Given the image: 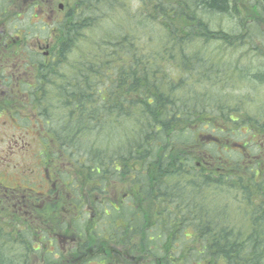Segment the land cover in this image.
<instances>
[{"label":"trees","instance_id":"trees-1","mask_svg":"<svg viewBox=\"0 0 264 264\" xmlns=\"http://www.w3.org/2000/svg\"><path fill=\"white\" fill-rule=\"evenodd\" d=\"M0 1V48L4 50L5 46H9L4 39L8 33L3 26L6 18L12 14L19 16L17 9L24 8L29 0ZM80 4L83 10L79 9L76 14H72L73 10L70 11L73 16L68 17L71 19L64 18L57 24L61 32L59 43L62 45L60 52L57 49L53 56H59L62 61H56L48 67L44 58L30 52L28 60L38 65L37 79L34 84L19 86L22 95L28 96V103L38 109L37 119L45 122L48 127L52 123L51 112L45 107H53L52 97L60 96V106L67 113L65 116L57 115L62 125L60 133L56 131L58 144L53 146L50 143L40 156L45 171H51L48 160L44 161L48 154L54 158L61 152L67 159L65 164L74 166L71 171L75 170L76 175L71 179L78 181V169L81 168L91 177L90 183L94 184L95 191L104 190L109 177L115 180L122 174L125 176L134 173L135 192L140 198H144L141 199L154 204L163 203L165 216H170L173 220L177 215L191 216L193 220H181L187 223L186 226L174 225V229H178L172 231V237L158 234L157 239L163 244L156 248H161L162 251L149 250L148 243L153 239H146L134 247L136 252L142 250L143 254L155 256L160 264H264V164L245 162L247 157L253 155L251 151L264 152V108L235 117L236 111L239 112L245 102L239 100L238 104L232 105L234 96L225 90L206 85L198 93L191 91L190 94H182L181 88L186 85V77L181 76L180 71L188 66L196 78L202 79L211 77L216 66L221 75H234L233 64L226 70L228 63L214 57L220 55L219 52L228 50L227 47H232V52L225 58L250 57V49L244 50L242 47L246 42L253 44L252 35L260 30V27L256 29L258 24L253 18V9H257L256 15L264 21V0H248L244 4L248 10L245 15L251 14V19L245 21L247 32L243 36L244 41L240 34L235 42L226 41L219 47L211 44L215 42L212 37L230 34L221 28L212 31L211 21L204 20V17L227 13V17L236 19V10L244 7L239 6L240 0H171L166 4L163 0H158L151 11L147 9L145 12L127 14L123 31L116 30L113 33L115 39L108 41L104 50L103 45L98 43V53L90 50H86V54L81 53L94 62H80L77 68L72 69L74 74L71 78L57 87V79H64L66 76L61 64L68 60L72 45L91 18L92 7L97 4L100 10H106L114 6L113 0H79L78 5ZM29 9L35 11V8ZM161 13H164L162 19L171 20L166 21L165 27V20L157 16ZM83 14L85 19L80 18ZM137 18H144L146 21L133 25ZM240 22L244 24V20L240 19ZM152 25L157 27L155 36L151 30ZM179 29L182 34L176 37ZM131 37L138 38L133 41ZM24 38L23 34L17 33L10 42L23 44ZM144 38L149 40L145 41ZM196 38L206 39V46L197 48L199 43L195 42ZM138 41L140 44L136 45L134 42ZM18 45L6 50L16 49ZM240 52L247 53L248 57L239 55ZM100 55L102 58L119 59L118 67L121 68L116 71L119 80L110 91L103 89L99 82L100 67L94 58H99ZM135 58H142L145 62L134 63ZM215 59H220L221 64L216 63ZM28 60L25 59L27 64ZM171 62H176L177 66ZM231 69L233 73L230 74ZM110 71L111 76L115 75L112 69ZM255 78L261 79L257 76ZM233 80L235 82L234 78ZM1 87L3 80L0 82ZM5 97L2 98L0 94L1 114L15 109L10 107L14 106L15 101L8 99V95ZM10 113L16 119L18 112ZM121 119L128 120V123L124 131L126 143H122V147L118 149L120 155L111 153L108 156L97 147V141L83 140L84 135L100 133L110 125L112 128L109 130L114 129L115 125L121 124ZM129 124H133L131 130L128 129ZM8 145L10 146L4 153L0 154V173L14 171L23 174L22 180L25 179L24 173H27L30 181L23 184L21 180L18 187L11 188L0 180V264H57L60 262L58 258L64 259L60 239L70 237L76 238V241H84L79 246V257H89L90 260L82 264H96V261L101 263L104 258L92 256L103 240L97 238L102 240L97 243L90 240L89 227L85 233L82 232L76 220H68L57 211L59 204L55 202L50 205V212L45 213L46 209L41 212L39 207L43 198L57 194V189L54 190L51 186L48 195L40 192L31 182L33 170H23L19 158L29 151V143L24 140V135L11 139ZM16 156L19 158H15ZM129 161L140 162L145 169L141 171L127 166ZM107 168L110 170L107 171ZM236 168L237 176L234 177ZM59 172H63V168ZM183 174L186 176L181 180L183 187L174 192L170 183L176 184ZM173 176H179L180 179L176 180ZM161 177H169L173 181L160 186L158 184ZM59 178L61 179L60 176ZM46 179L45 182L48 181ZM75 183L72 182L69 187L71 192L73 190L71 198L67 200L69 202H76V196L80 198L81 192L87 193L86 190H81L82 185L78 186L77 193ZM188 184L195 186L197 190L192 193L180 192ZM234 186L244 193L252 214L249 215L239 206L237 211L241 212L240 215H245L238 219L234 215L233 219L229 218L226 209L232 201L237 202L230 197ZM210 187L213 192L207 196L203 190ZM127 193L130 194L129 191ZM196 193H199L200 208H194V204H191L192 199L197 198ZM141 224L128 221L127 226L132 233ZM186 228H192L194 234L184 235ZM94 234L96 236L97 233ZM179 252L180 255L177 256ZM132 253L134 254V249L131 250ZM69 257L71 252L67 254V258Z\"/></svg>","mask_w":264,"mask_h":264},{"label":"rangeland","instance_id":"rangeland-1","mask_svg":"<svg viewBox=\"0 0 264 264\" xmlns=\"http://www.w3.org/2000/svg\"><path fill=\"white\" fill-rule=\"evenodd\" d=\"M51 1L52 0L40 1L37 4V7L39 8H36L35 11L30 10L29 8H19L17 9L19 16L12 14L11 16L6 18V23L3 24L6 32H8L5 39L9 44L8 47H14L16 46V44L19 45L16 49L11 48V51L6 50V48L8 47H4V50L0 48V82H2L3 80V82H5L6 84V86L1 90V93L2 98L5 99V95H8V99L12 98L11 100L15 101L14 106H10L11 108L15 109H11L10 111L14 113L16 111L18 112V115L16 119H14L13 116H11L10 111H7L3 114L0 113V154L4 153V151L10 146L8 144L10 143L11 139L24 135V140L29 143V151H27L23 157L19 158V156H16L15 158H19L23 170H33V174L31 175V182L40 192H45L46 188L51 187L52 184L61 187V189L57 188V194L52 195V200L50 202L46 201L47 205L49 206L52 202L59 204L57 211L60 213L64 212L66 216L64 218L68 220H70L69 218H71V220H76V222L80 223L82 227H85L86 231L89 227L91 235L90 240L95 241L96 243L97 241L103 240V243L99 245L101 247L98 248L99 250L95 252V257L99 256L100 258H106V260L103 261L104 264H160L159 262H156V259L158 258H155V256L151 254H143L142 250H137L136 252L134 247L139 246L140 243H142L146 239H153L148 243L149 250H152L154 252H156V250L162 251L161 248H156L157 245L163 244L158 241V234H163L167 238L172 237V231L178 229L177 227L176 229H174V225L181 227L183 225L186 226L187 223L181 222V220H193L191 216L177 215L176 219L173 220L172 217L169 216L168 218L167 216H165L166 210L162 207L163 203L159 204L156 201L157 203L154 204L152 201L143 200V197H141L143 198L141 199L139 197V194L135 192L136 185H134V173L125 174V176H123L122 174L118 178H115V180L109 177L107 179L105 189L101 191H95L94 184L90 183V181L92 180L91 177L87 175L86 172H84L81 168L78 169V181L71 179L72 176L76 175L75 170L71 171L74 166L66 165L67 159L61 152H58V155L54 156V158L48 154L47 159L44 160H48L47 162H49L50 164L51 171H45V169L43 168L44 164L40 156L50 145V143L53 146L58 144V137L56 133H60L62 125L57 115L65 116L67 115V113L65 109L62 108V105L60 106V96L58 95L55 98L52 97L51 102L53 103L51 104L53 105V107H45L51 112L50 115L52 123L48 127L45 122H41V120L37 119L39 111L38 109L33 108L30 103H28L27 95H22L21 89H19V85H21L19 84V82L30 81V83H32L37 79L36 75L38 65L36 62L34 63L28 60V58H30V56L28 57V55L30 52H32V49H37L39 41V45L44 46L43 50L46 44L50 46L49 50L51 52V58L44 59L45 62L48 63V67L53 65L56 61H62L59 56H53L54 52L57 49L58 52H60V46L62 45V43H59L61 32L58 29L57 24L60 20L67 18L68 16L71 17L73 16L72 14H76L79 9L83 10L81 4L78 5L79 0H61V2L65 5V9L62 12L58 11L56 13H53L54 20L52 24H54L52 25L50 23L49 28L46 29V27L41 22H39L38 17L40 13L51 11L50 9H48V6L51 5ZM157 1L158 0H113L114 6L113 8H111L112 10H100L99 7H97L98 3L95 4V7L93 6L92 10H90L93 11L91 13V18L89 17L90 19L87 21V25L80 31L79 38L72 45V52H69L67 57L68 60H64L61 64L63 72L66 76L64 77V79H57L56 86L58 87L60 84L67 82L71 78V75L74 74L72 72V69L77 68L80 62L86 61V63H92V59H87L85 55L82 56L81 53L86 54V50L97 52L99 50L97 46L98 43L103 45L102 49L104 50V48L106 47L105 45L108 43V41L115 39L113 33L116 30L123 31L127 14L130 15L132 13H135L136 11L145 12L147 9H150L151 11L152 7L157 3ZM163 1L166 4L167 1L171 0ZM247 1L248 0H240L239 6L243 5L244 7L236 10L234 15L237 17L236 19L228 18L226 16L227 14L212 15L210 17L202 16L204 17V20L212 21V31H216L217 29L222 28L226 31V33H229L231 35H225L224 33L217 38L212 37L215 42H212L211 44L219 47L222 46L226 41L235 42V38L238 36L240 37V34H242L241 39L242 41H244L243 36L247 32V25L245 21L251 19V14L250 16L245 15L248 12L246 6L244 5ZM1 4L2 1H0V5ZM256 10L257 9H253V12L255 11L253 18L258 24V27L256 29L260 27V30L258 29V32L252 35V38L253 40L258 41L255 42L251 40L253 44H251L250 42H246L242 47V49L244 48V50L250 49V57L246 59L225 58L226 55H229L232 52V47H227L228 50L219 52L221 54L218 56L216 55L214 58H220L224 61V63L227 62L228 67L226 70L230 69L231 64H233L234 66V75L231 74L233 73V69H231L230 77L229 74L221 75L219 68L217 69L216 66L215 70H212L211 72H214L211 77L202 79H200V77L196 78L195 74L190 72L191 69L188 66L186 67V69H180L181 76L186 77V79L184 80L186 85L181 88L182 94H185V92L190 94L191 91H194L195 93L197 91L198 93L200 92V89L205 88L206 85L211 86V88L217 87L221 91L225 90L226 92L231 93L234 96L232 105L238 104L239 100L245 102V105L241 107L239 112L236 111L237 113L235 114V117H241L247 111L254 112L257 109L260 110L264 108V21H262L256 15ZM70 11H72L73 13L71 14ZM84 15L85 14H83L80 18L85 19ZM157 16L161 17V20H165V22H163V27L167 26L166 21H171L168 18L162 19L164 13H161V15ZM48 18L49 15H45L41 18V21L49 23L50 21L48 20ZM240 19L244 20V24L240 22ZM144 21H146L144 20V18L134 19L133 25H136L137 23L141 24ZM238 21L241 23L238 24L239 26L236 24ZM133 28L136 29L137 26H133ZM151 30L155 36L157 27L152 25ZM17 33H21L25 36V38L22 39L23 44L10 42L12 41L11 38H13V36H17ZM152 33L150 34L153 35ZM178 34H182L180 29L175 34L176 37ZM137 38L138 37H131L133 41ZM144 40L148 41L149 38H144ZM238 41H240V38ZM195 42L197 44L199 43L198 45H196L197 48L206 46V39H196ZM134 43L136 45H139L140 41ZM241 54L248 57L247 53L240 52L239 55ZM25 59L28 60V64L30 66H28V64L25 62ZM220 59H215V62L219 65L221 64L219 62ZM94 60H97V66L100 67L99 82L102 83V88L108 89L109 91L113 90L114 85L119 80V78L116 77V71L121 68L118 67L119 64L117 61H119V59L106 57L102 58L100 55L99 58H94ZM138 61L145 62L142 58H135L134 63H137ZM171 63L176 65V62ZM111 69L112 71H114L115 75L111 76ZM21 74H24L25 77L22 80H18ZM255 76L261 77V79H256ZM233 78L235 79V82ZM9 80L11 81V83L9 82ZM52 93L55 94V91L53 89ZM47 104L50 103L48 102ZM121 121L123 123L121 122V124L119 123L115 125L116 127H114V129L109 130L110 128H112L110 127V125L106 130L100 133L92 132L89 135H84L83 140H92L93 142L97 141V147L100 148V150H103V152L107 153L108 156H110L111 153L120 155L118 149L122 147V143H126L124 139L126 134L124 131L125 127H127L128 120L121 119ZM132 127L133 124L128 125L129 130H131ZM127 137L128 136H126V139ZM97 138L101 140L99 141L97 140ZM262 149L264 148L262 147ZM251 153L253 155L247 157V159H245V162L248 161V164L255 165L261 163L264 164V152L254 150L251 151ZM255 157L256 159L254 160ZM82 162L86 164L84 160H82ZM127 166L137 168V170L139 169L141 171L145 169L144 166L140 164V162L129 161L127 163ZM60 168H63V172H59ZM109 170L110 169L107 168V171ZM165 172L166 170H164V173ZM234 173V177L237 176V168L235 169ZM48 175L50 176L49 180L45 182V176H47L48 179ZM22 176L23 174L21 175L14 171L1 172L0 180L5 181L6 184L9 185V187L16 188L19 186L22 180ZM28 176L29 175L27 173H24V178L26 180H22L23 184H26L30 181L28 179ZM59 176L61 177V179L59 178ZM184 176L185 174L182 175L181 179L179 178V176H173L176 180L180 179L176 184L170 183L173 180L170 181L169 177H161L160 183L157 184L163 186L167 182H169L170 186L173 185L171 189L176 192L177 189H181V187H183L181 180L185 179L186 176ZM63 179L65 181H63ZM72 182H76L74 185L77 193H79V185H82L81 190H86L88 193L87 194L83 191L81 192V198H78L76 196V202L74 205L70 204L71 202L67 201L69 200V198H71L73 192V190L71 192L69 188L71 187ZM133 185L135 187H133ZM182 189H184V191L180 190V192L184 193H192V191L194 192L197 190L195 186L192 187L190 184H188L187 188ZM128 191L130 192L131 196L129 194L128 199H125V194H128ZM200 191L201 190H199V192ZM212 192L213 190L211 187L210 189L203 190V193L207 196H209ZM132 194H134V196ZM198 194L196 195V199H192L191 204H194V208H200V198L198 197ZM243 194L244 193L241 191V189L235 186L232 188L230 192L231 200H236L238 203L232 201V204H230L226 209V213L230 215L229 218H232L234 215V217L238 219V217H242L245 215H240L241 212L237 211V207L239 206V208L245 209V211L249 215L252 214V208L248 206V202L246 201L247 199H244ZM87 205L88 207L86 208L85 206ZM111 206H114L115 209ZM188 206L189 204L187 205V207ZM46 207V205L42 204V208L46 209ZM90 207L91 211H88V208ZM189 213L190 212H188V214ZM122 215H124L126 218H124ZM128 221H137L142 224L139 229L134 230L131 233V229H129V227L127 226ZM94 231L97 232L96 236L94 234ZM183 234H186L187 236L193 235L194 230L192 228H186ZM105 237L107 239H105ZM97 238H100L102 240H98ZM68 239L73 240L74 238L70 237ZM118 241H122L124 247H121ZM60 246L62 250H64V253L62 255V258L64 259H60V262H57V264L84 263L85 258L79 257L80 252L75 248L76 245H74L71 249L70 246H66V249H64L63 243L61 242ZM132 249H134V254H131ZM67 250H69V254L71 252V257L69 258H67ZM138 252H141V254H137ZM179 255L180 252L177 254V256Z\"/></svg>","mask_w":264,"mask_h":264},{"label":"bare ground","instance_id":"bare-ground-1","mask_svg":"<svg viewBox=\"0 0 264 264\" xmlns=\"http://www.w3.org/2000/svg\"><path fill=\"white\" fill-rule=\"evenodd\" d=\"M146 1V0H145ZM131 3V2H130ZM95 6V5H94ZM255 6V5H254ZM260 7V6H259ZM124 8V7H123ZM126 8V7H125ZM145 11V10H144ZM147 11V10H146ZM97 12V11H96ZM115 12V11H114ZM246 12V11H245ZM218 14V13H217ZM227 14V13H226ZM229 18V17H228ZM159 19V18H158ZM211 19V18H210ZM160 20V19H159ZM207 21V20H206ZM231 21V20H230ZM156 22V21H155ZM211 23H212V21H211ZM219 23V22H218ZM234 23V22H233ZM237 24V23H236ZM108 25V24H107ZM215 25V24H214ZM211 26V25H210ZM218 26V25H217ZM216 26V27H217ZM224 26V25H223ZM227 26V25H226ZM214 29V28H213ZM222 29V28H221ZM216 30V29H215ZM224 30V29H223ZM232 30V29H231ZM241 30V29H240ZM155 31V30H154ZM95 32V31H94ZM194 32V31H193ZM92 36V35H91ZM196 36V35H195ZM237 36V35H236ZM152 37V36H151ZM197 37V36H196ZM92 38V37H91ZM154 38V37H153ZM166 38V37H165ZM197 39V38H196ZM248 39V38H247ZM115 42V41H114ZM163 42V41H162ZM182 45V44H181ZM178 47V46H177ZM254 47V46H253ZM113 48V47H112ZM179 49V48H178ZM188 49V48H187ZM249 49V48H248ZM169 52V51H168ZM191 52V51H190ZM246 59V58H245ZM71 87V86H70ZM69 87V88H70ZM256 100V99H255ZM107 101V100H106ZM255 102V101H254ZM70 107V106H69ZM63 108V107H62ZM119 220V219H118ZM117 220V221H118ZM122 222V221H121ZM246 222V221H245ZM172 230V229H171ZM242 231V230H241ZM207 240V239H206ZM263 262V261H262Z\"/></svg>","mask_w":264,"mask_h":264}]
</instances>
